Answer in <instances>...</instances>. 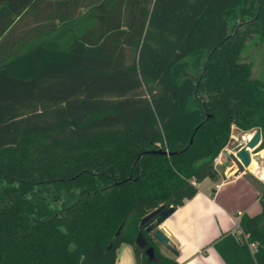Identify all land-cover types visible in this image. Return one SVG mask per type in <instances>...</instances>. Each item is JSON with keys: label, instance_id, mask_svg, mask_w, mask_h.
I'll return each mask as SVG.
<instances>
[{"label": "trees", "instance_id": "1", "mask_svg": "<svg viewBox=\"0 0 264 264\" xmlns=\"http://www.w3.org/2000/svg\"><path fill=\"white\" fill-rule=\"evenodd\" d=\"M35 1L0 0V264H119L123 242L180 264L141 219L221 177L234 126L264 149V75L242 57L264 0H54L64 30L3 47ZM259 201L211 241L226 264H264Z\"/></svg>", "mask_w": 264, "mask_h": 264}, {"label": "crops", "instance_id": "2", "mask_svg": "<svg viewBox=\"0 0 264 264\" xmlns=\"http://www.w3.org/2000/svg\"><path fill=\"white\" fill-rule=\"evenodd\" d=\"M17 1L21 3L23 0ZM55 12L54 0H37L25 5L22 11L15 14L14 22L8 29L15 34L14 37L4 40L3 47L24 48L35 41L26 39L23 34L55 32L58 28L64 30L63 24L56 26L53 23ZM250 136L251 132H248L244 138L248 140ZM257 151L264 156L263 148ZM223 152L216 159L221 177H206L202 180L210 179V184L206 186H202V181L198 182L197 193L179 205L163 223L177 237L174 245L178 253L175 254L162 242L161 250L176 256L180 264H226L211 241L225 230L240 232L242 214H254L259 211H254L256 208H261L259 195L264 191V166L261 168L253 159L245 171L237 174L236 162L232 157L228 162L222 157ZM117 258L119 264H137L134 247L128 242L121 243Z\"/></svg>", "mask_w": 264, "mask_h": 264}, {"label": "water", "instance_id": "3", "mask_svg": "<svg viewBox=\"0 0 264 264\" xmlns=\"http://www.w3.org/2000/svg\"><path fill=\"white\" fill-rule=\"evenodd\" d=\"M262 140L261 127H256L251 131V136L246 142L241 145L236 151L231 152V157L236 162L238 169L236 173L245 171L252 163L253 159H256L262 168L264 166V156L261 152L255 151ZM176 207L174 205L160 206L142 217L141 223L144 224L147 230H154V234L163 244L169 247L171 250L176 251L174 243L177 242V237L167 230L163 225L164 221L169 217ZM148 251L151 256L154 255L153 247H149Z\"/></svg>", "mask_w": 264, "mask_h": 264}, {"label": "rangeland", "instance_id": "4", "mask_svg": "<svg viewBox=\"0 0 264 264\" xmlns=\"http://www.w3.org/2000/svg\"><path fill=\"white\" fill-rule=\"evenodd\" d=\"M242 57L252 60L253 62V73L258 77L264 75V42H260L258 35H255L250 39L242 52ZM233 137L229 142L228 146L223 150L222 157L225 158L228 162H231L232 151H236L241 145L246 142L244 135L248 132H244L236 126L232 129ZM258 148V147H257ZM255 148L254 152L257 151ZM210 184V179L202 181V186ZM260 210L261 208H256L254 211ZM161 247V245H160Z\"/></svg>", "mask_w": 264, "mask_h": 264}]
</instances>
